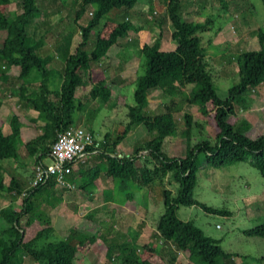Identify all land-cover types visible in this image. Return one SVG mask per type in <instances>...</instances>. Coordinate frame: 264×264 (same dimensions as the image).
<instances>
[{
    "label": "rangeland",
    "instance_id": "374dc122",
    "mask_svg": "<svg viewBox=\"0 0 264 264\" xmlns=\"http://www.w3.org/2000/svg\"><path fill=\"white\" fill-rule=\"evenodd\" d=\"M50 1L56 8L54 5L50 6ZM79 2L80 0H35L40 13L37 21L47 27L44 43L36 52L50 57L46 66L53 69V74L48 79V88L51 90L58 86V73L65 57L64 53L55 52V45H64L66 40L62 39V35L69 30L72 32L68 36V52L73 50L79 39V33L73 23ZM223 2L222 7L218 0H183L180 11L185 20L202 21L206 16L210 19V24L205 30L196 32V35L207 61L210 81L219 97H224L226 89L237 80L235 63L239 54L258 47V31L264 35V7L260 0ZM150 7L152 6L148 0H135L126 10L111 9L103 15L101 36L123 18H127L133 25H141L137 30L127 29L114 44L107 47L104 56L97 60L89 59L87 62L86 72L91 83L100 88L108 87V83H111L106 97H100L99 94L94 97L88 95L90 84L87 75H78L76 79L74 95L80 103L79 108L73 111L71 125L83 128L89 126L88 128L96 133L92 131L99 142L98 150L103 149L100 138L104 132L109 134V140L121 132L125 121V105L132 103L134 79L143 72V56L137 49L143 44H149L157 33V26L151 24L152 22L148 23ZM92 8L93 5L87 6L75 22L86 21ZM162 8L153 7L154 12L151 15L158 17L163 12ZM0 11L6 16H11L9 12L18 11V5L12 1L0 4ZM167 30H162L159 49L168 50L175 45L171 39L163 41L167 38ZM3 37L4 32L0 31V42ZM92 40L93 37L89 34L85 49H88V43ZM5 66L6 64H0V72L5 74L0 77V126L5 132L10 113H15L20 120V138L16 142V157L2 160V181L6 183L9 177H13L24 187L28 183L35 155L33 152L28 154L32 151L31 147L24 144L38 132L43 116L41 112L29 108L22 109L18 105V70L15 65H8L7 69ZM182 91L187 94L188 88L184 87ZM249 91L250 93L241 95V99L233 104L234 115L229 120L234 130L254 137L264 130V85L260 84L253 90L249 88ZM145 95L147 103L143 109L147 114H157L163 110L162 104L171 102V114L180 129L184 125L181 118L183 111L187 110L193 115L198 113L195 105L188 107L182 102L181 94L172 97L152 87L145 91ZM198 118L201 121L196 120L198 125L192 124L188 133L189 144L200 139L211 140L215 133L211 111L207 117ZM151 135L152 133H147L136 124L115 145H107L103 151L126 154L135 143ZM182 149L183 142L179 134L166 136L159 147V150L168 156H177ZM197 155L198 158L201 157L200 153ZM40 160L43 163L48 162L43 156ZM78 164L82 169L96 164L99 168L97 178L86 184L83 189L70 180L72 185L69 188H54V194H58L60 199L51 206L43 200L46 196L44 192L29 197L35 217L24 226L21 239L30 238L36 229L44 226L46 219L54 230V236L65 237L72 229L73 234L79 237L80 244L76 247L73 264H118L114 259L108 263L104 261L103 252L108 242L114 245H128L137 264H170L161 259L163 251L156 252L152 248V232L162 209L157 191L129 181L125 182L124 190L120 189L117 186L118 181L103 174L104 161L97 153L88 155ZM145 165L150 167L151 162L148 161ZM75 166L77 165L74 164L73 167ZM75 177L78 178L77 175ZM162 182L164 187L172 191L175 189L176 183L169 174L163 177ZM127 194L130 195L129 198L125 196ZM191 197L195 201L194 204L177 205L176 216L189 221L204 235L212 238L222 251L229 253V256L223 259L217 258L218 263L264 264V238L244 234L246 229L264 222V177L253 166L247 161H231L216 167L200 160L195 171ZM21 201V195L5 189L0 190V207H6L3 210L10 208L18 211ZM82 215L86 217L82 218ZM25 217V214H20V225H23ZM138 221H142L140 226ZM6 224L0 216V228ZM136 229L140 232L136 240L132 241L130 235ZM0 236L4 237V234L0 233ZM46 238L50 239L51 235L48 234ZM89 239L93 241L88 243ZM186 253L179 250L175 261L190 264L186 260ZM23 264L41 263L23 255Z\"/></svg>",
    "mask_w": 264,
    "mask_h": 264
},
{
    "label": "trees",
    "instance_id": "16d2710c",
    "mask_svg": "<svg viewBox=\"0 0 264 264\" xmlns=\"http://www.w3.org/2000/svg\"><path fill=\"white\" fill-rule=\"evenodd\" d=\"M11 1L18 5V11L9 12L11 16H6L0 11V31L4 32L0 42V64H6V69L8 65L17 67L16 77L20 80L17 92L18 105L22 109L29 108L42 113L43 119L39 123L38 132L29 137L25 144L23 143L31 147L32 151L29 153L27 151L28 154L35 153L33 161L36 163L45 155L48 144L56 132L71 124L73 111L79 108L80 101L74 95L78 75L83 77L87 75L90 97H94L95 94L106 97L109 93L108 87L111 83H108V87L100 88L88 79L86 72L88 60L101 58L105 55L107 47L114 44L127 29L137 30L141 25H133L127 18H123L101 36L104 26L103 15L111 9L126 10L135 3V0H80L73 17L79 39L73 50L68 52V36L72 32L69 30L62 35V39L66 40L64 45H55V52L64 53L65 57L58 73L60 77L58 86L55 90H51L48 88V79L53 74V69L46 66L50 57L36 52L44 43L47 27L37 21L40 13L35 0H0V4ZM218 1L221 6L224 4V0ZM148 2L152 6L149 8V16L147 15L148 23L152 22L151 24L157 26V33L149 44H143L137 49L143 56V72L134 79L132 103L125 105L122 130L111 140L108 138L109 134L104 132L100 138L101 148H107L106 146L110 144L115 145L136 124L152 135L135 143L126 153L127 155L121 152H118L119 156L112 152L105 153L103 149H100L97 155L104 161L103 174L118 181L117 186L120 189L124 190L125 182L129 181L137 186H145L148 189L151 187L157 191V196L161 198L162 209L152 232V248L156 252L163 251L161 255L163 261L182 264V261H175V257L179 250H183L187 252L186 260L190 264H223L218 263L217 258L223 259L229 256V253L222 251L212 238L204 235L189 221L179 219L175 208L177 205L194 204L191 189L200 160L216 167L231 161H247L264 177V130L254 137H249L234 130L229 120L234 115L233 104L241 99L239 97L250 93L249 88L253 90L260 84L264 85V35L258 31V47L239 54L235 63L237 80L226 89L224 97H219L210 81L207 61L199 45V37L196 35V32L205 30L210 24V19L206 16L202 21L185 20L180 13L183 0H148ZM260 2L264 7V0ZM51 5H54L52 1H50ZM91 5L93 8L89 11L88 19L76 23L83 10ZM153 7H163V12L158 17L151 15L154 12ZM151 16L154 18L152 19ZM163 29H168L167 38L163 41L171 39L175 43L174 47L168 50L159 49ZM89 34L93 40L88 43V49H85L84 45ZM4 76L5 74L0 72V77ZM152 87L172 97L181 94L182 102L188 107L195 105L198 113L193 115L187 110L183 111L181 118L184 125L181 129L172 117L171 102L162 104L161 112L147 114L143 109L147 103L145 91ZM184 87L188 88L187 94L182 91ZM210 111L215 125L213 137L211 140L200 139L189 144L188 133L191 125H198V117H207ZM88 127L86 129H90ZM177 134L183 142L181 153L177 156L162 153L159 147L163 138ZM19 135L20 120L11 112L6 131L3 132L0 126V190L5 189L18 195L22 190L24 192L21 195L22 201L18 211L9 207V210H3L6 207H0V216L7 223L5 227L0 228V233L4 234V237L0 236V264H23V255L40 261L41 264H73L80 239L78 240L79 237L73 234L72 229L67 236L56 237L53 228L45 219L44 226L36 229L30 238L21 239L24 226L35 217L29 197L44 192L46 196L43 200L47 201L49 206L58 202L60 197L54 194L56 186L53 185L52 176L33 187H27V184L21 187L13 177H9L8 181L3 183L1 163L4 158L16 157V142L20 138ZM198 153L201 154L200 158ZM148 161L151 162L150 167L145 165ZM98 172L99 168L96 164L83 169L78 165L70 170L66 178L83 189L86 184L92 183L97 178ZM166 174H169L176 183L173 191L163 186L162 180ZM31 176L32 169L29 172V179ZM62 188L57 187V189ZM125 196L130 197L129 194ZM21 213L26 215L23 225L19 223ZM84 217L86 216L82 215V218ZM138 224L140 226L142 221H138ZM139 232L138 229L133 231L130 240L135 241ZM48 234L51 235L50 239L46 238ZM244 234L264 238V222L246 229ZM92 241L89 239L88 243ZM103 258L106 263L114 259L118 264H137L128 245L123 246L121 243L114 245L108 242L104 248Z\"/></svg>",
    "mask_w": 264,
    "mask_h": 264
},
{
    "label": "built area",
    "instance_id": "2783aa9c",
    "mask_svg": "<svg viewBox=\"0 0 264 264\" xmlns=\"http://www.w3.org/2000/svg\"><path fill=\"white\" fill-rule=\"evenodd\" d=\"M98 144L92 131L83 127L70 124L65 129L56 132L43 156L48 159V162L43 163L39 160L33 164L32 176L28 180L27 187L41 184L52 176L54 186L69 188L72 184L66 175L69 174L74 164L77 165L88 155L96 154L99 151ZM116 155L120 154L117 152ZM23 192L22 190L20 195Z\"/></svg>",
    "mask_w": 264,
    "mask_h": 264
},
{
    "label": "crops",
    "instance_id": "0c3cea01",
    "mask_svg": "<svg viewBox=\"0 0 264 264\" xmlns=\"http://www.w3.org/2000/svg\"><path fill=\"white\" fill-rule=\"evenodd\" d=\"M78 165H80V164H77V166H78ZM77 166H75V167H72V169L76 168ZM54 188H56V189H57V187H54Z\"/></svg>",
    "mask_w": 264,
    "mask_h": 264
}]
</instances>
